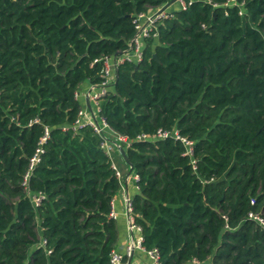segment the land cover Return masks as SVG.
Returning <instances> with one entry per match:
<instances>
[{
	"label": "trees",
	"instance_id": "trees-1",
	"mask_svg": "<svg viewBox=\"0 0 264 264\" xmlns=\"http://www.w3.org/2000/svg\"><path fill=\"white\" fill-rule=\"evenodd\" d=\"M168 1L0 0V264H110L120 179L101 135L69 127L75 93L101 80L100 58L128 50L135 14ZM227 1L161 20L99 101L130 142L131 215L160 264H264V228L247 218L264 219V0ZM45 128L34 206L22 179ZM158 129L191 139L192 156L172 138L135 139Z\"/></svg>",
	"mask_w": 264,
	"mask_h": 264
},
{
	"label": "built area",
	"instance_id": "built-area-1",
	"mask_svg": "<svg viewBox=\"0 0 264 264\" xmlns=\"http://www.w3.org/2000/svg\"><path fill=\"white\" fill-rule=\"evenodd\" d=\"M170 1L171 0H169L168 2ZM192 1L194 0H175L174 2L178 3V5L180 6L179 9H185L187 5ZM203 1L214 4L213 2H211V0ZM168 2L156 8L155 10L149 12H139L135 14L133 18L135 32L132 39L130 40L128 50L120 54H115L112 57L103 56L102 58H100V60L102 61V70L100 74L101 80L97 83H89L85 91L81 92V90H79L75 93L76 98H83L84 102H82V105L78 110L74 122L69 127L72 130L76 131L84 126H90L96 133L101 135V137L103 138L101 142V148L110 158L111 167L115 170L116 176L120 179V190L122 191V197L126 209L125 214L127 216L128 228L130 230L131 237L129 244L126 246L123 252H120L116 249H112L110 251V264H130L129 258L132 257L135 249H139L146 254L149 261L148 264H160L157 249H145L142 245V235L140 233V228L133 223L131 215V196L123 186V178L125 176V173H123L119 169L118 164L114 160V152L116 150L119 151V148L123 147L122 144H124L125 146H129L130 142L124 136L114 132L108 126L105 119L99 114V101L110 91L111 87L115 83V72L117 66L124 61L138 62L139 60H141L144 39L158 36V24L161 22V20L171 16L172 14L169 8L174 2L165 7ZM224 4H236L238 6L242 5V3H236L235 0H228ZM239 13L242 14L243 12L240 10ZM86 100L89 102V107L86 104ZM66 128L68 127H63V129ZM48 137L49 131L47 128H45L44 135L39 140L34 154L29 158L28 167L23 174L22 185L34 206H38L40 204L41 200L44 198V195L41 192L31 193L27 187L28 179L35 165L40 161L41 154L44 152L43 143L47 140ZM153 138H172L174 140H178L184 146V154H187L189 156H192L193 154L194 142L186 136L181 135L177 129H171L167 131L158 129L154 135L140 134L136 136L135 139L147 140ZM192 163L194 164V160H192ZM131 173L128 172L127 175H130ZM133 176L136 180L137 176L135 174ZM116 216L117 214L114 209L113 202H111L109 217L115 220ZM247 218L255 221L264 228V219L259 213L249 211L247 213ZM44 242L45 241L42 240L41 244H44Z\"/></svg>",
	"mask_w": 264,
	"mask_h": 264
},
{
	"label": "crops",
	"instance_id": "crops-1",
	"mask_svg": "<svg viewBox=\"0 0 264 264\" xmlns=\"http://www.w3.org/2000/svg\"><path fill=\"white\" fill-rule=\"evenodd\" d=\"M88 82H84L82 86L80 87L81 92L85 91L88 87ZM81 101L84 102V99L81 98ZM128 171L125 172V176L123 178V186L125 187L126 191H128V194L132 197L134 193L137 191L135 179H134V173L132 172L130 175H127ZM114 209L116 211V226H117V240L115 243L114 249L123 252L126 248V246L130 242L131 233L128 228V220L127 216L125 214V205L122 197V191H118V193L115 195V197L112 200ZM148 258L146 254L139 250L135 249L134 253L131 257L130 264H148Z\"/></svg>",
	"mask_w": 264,
	"mask_h": 264
},
{
	"label": "water",
	"instance_id": "water-1",
	"mask_svg": "<svg viewBox=\"0 0 264 264\" xmlns=\"http://www.w3.org/2000/svg\"><path fill=\"white\" fill-rule=\"evenodd\" d=\"M175 0H171L170 2H168L165 7L169 6L170 4H172ZM154 57H155V54H154ZM86 104L87 106L89 107V102L86 100ZM119 151L123 157V159L125 160V162L128 164L129 166V169H128V172L131 173L132 172V164L129 162V160L127 159V156H126V153H125V150L123 147H120L119 148ZM131 260V257L129 258V262Z\"/></svg>",
	"mask_w": 264,
	"mask_h": 264
},
{
	"label": "rangeland",
	"instance_id": "rangeland-1",
	"mask_svg": "<svg viewBox=\"0 0 264 264\" xmlns=\"http://www.w3.org/2000/svg\"><path fill=\"white\" fill-rule=\"evenodd\" d=\"M180 8V6L178 5V3H173L171 6H170V8H169V10L171 11V13L174 11V10H177V9H179ZM123 171V173L125 172V170L123 169L122 170Z\"/></svg>",
	"mask_w": 264,
	"mask_h": 264
}]
</instances>
